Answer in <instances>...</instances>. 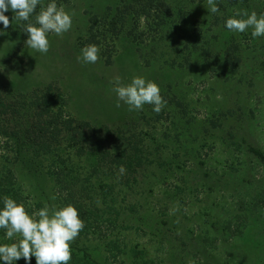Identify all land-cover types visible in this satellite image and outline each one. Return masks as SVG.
<instances>
[{"label": "trees", "instance_id": "trees-1", "mask_svg": "<svg viewBox=\"0 0 264 264\" xmlns=\"http://www.w3.org/2000/svg\"><path fill=\"white\" fill-rule=\"evenodd\" d=\"M49 2L41 0L29 21L4 13L10 26L0 23V35L10 39L0 66L19 55L25 25ZM72 2L77 8L69 12L81 26L73 30L75 45L100 49V75L80 55L50 53L26 55L15 72L12 64L21 62L11 61L12 81L0 74V208L5 196L29 215L45 204L73 205L85 227L69 264H260L264 249L252 243L261 235L257 226L264 228V129L248 141L259 120L233 107L229 91L233 83L252 87L256 78L264 84V36L231 32L225 21L239 10L264 14V0H216V14L207 0ZM84 19L91 23L83 26ZM29 61L33 70L24 66ZM111 74L155 82L166 105L159 114L147 104L142 111L116 107L114 84L105 83ZM187 76L201 81L206 99L183 83ZM225 142L234 147L223 158ZM204 147L213 148L209 160ZM223 193L243 201L259 223L241 222L226 203L214 202ZM18 239L0 229V244Z\"/></svg>", "mask_w": 264, "mask_h": 264}, {"label": "clouds", "instance_id": "clouds-1", "mask_svg": "<svg viewBox=\"0 0 264 264\" xmlns=\"http://www.w3.org/2000/svg\"><path fill=\"white\" fill-rule=\"evenodd\" d=\"M40 4L41 0H0V23L5 29L10 26V20L4 14L10 10L14 13L13 19L29 21ZM207 5L212 14L219 12L216 0H207ZM71 27L72 15L66 12L62 5L58 7L56 0H51L36 14L35 24L30 22L25 25V44L39 53L46 54L50 48L48 34L62 36ZM225 27L235 33H244L251 29L254 38L264 36V14L258 16L255 11L249 13L239 10L225 21ZM99 51L96 45H87L81 49L78 59L95 64L99 59ZM113 83V91L117 96L116 107H120L122 102L128 106L129 111H142L147 104L152 105V110L159 114L166 105L160 95L159 86L144 77L134 76L129 83H124L117 76ZM119 171L123 173L125 170L121 166ZM84 227L80 213L71 204H45L29 215L23 204L5 196L3 207L0 208V229L6 230V238L18 236L19 239L11 244H0V260L4 264H14L23 258L26 264H30L31 258L34 257L35 264H69L72 259L71 244Z\"/></svg>", "mask_w": 264, "mask_h": 264}, {"label": "rangeland", "instance_id": "rangeland-1", "mask_svg": "<svg viewBox=\"0 0 264 264\" xmlns=\"http://www.w3.org/2000/svg\"><path fill=\"white\" fill-rule=\"evenodd\" d=\"M258 1L260 3L262 0H258ZM61 5L63 7H64V5H66V6L69 7L67 9L65 7L64 8H65V11L66 12H68L70 15H72V27H71V29L68 32L64 33L62 36H57L54 33H49L48 34V40H49L50 48H49V51L47 53H50V55L53 56V57H58V56H60V57H68V56H70V57H78L79 55L81 56V50H78L77 47H76V45H75V39L77 38V35L75 34V32L78 30L76 28H81V26L76 27L77 26V22L75 20V17L73 15V12H71V13L69 12L70 8H74L72 10V11H74V10H76L77 7L74 6V2H72V0L67 1V3H61L60 2V6ZM262 7L263 6L261 4H259V8L262 9ZM81 13H82V11H81ZM89 20L90 19H88V20H85L84 19L85 22H81V23H83V26L88 25V23H91ZM78 21H82V20H79L78 19ZM136 26H138V31L143 33V35H142L143 38L146 36V35H144L145 33L148 35L147 25H144L143 22L141 23V21H140V23L138 22V24H136ZM74 29H76V31H73ZM138 31H133V33L138 34ZM83 33H84V31H83ZM0 38H1V35H0ZM68 38H71L70 41L72 42V44L75 47H73L69 43V39ZM1 39H0V43L1 44H4L5 47L4 46L3 47L0 46L1 47L0 51H2L3 48H4L3 53L0 54V59L8 51L7 50L8 45L6 44V42L9 41L10 37L5 36V35H2V38ZM83 39H85V37ZM5 40H6V42H5ZM79 40H80V38H79ZM22 41H23V44L20 47V51L16 50V53L17 54L20 55V53H21V57L19 58L18 57L19 55H17L15 57L11 58L9 63H5L2 66H0V74L1 75L4 74V73H8L9 72L8 73L9 78L6 76L8 81H12V77L14 76V74H11V73L13 71L15 72L16 70L20 69V67H22L23 60H24L23 57H25L26 55H29V56L30 55H35L36 57L42 56V53H39V52L31 49L30 47H28L25 44V42H24V38L22 39ZM140 41H141V44L143 45L146 42H149V38L147 36V38H145L144 40L141 39ZM22 52H23V56H22ZM46 54H44V55H46ZM114 56H116V54H112L111 59H113ZM155 56H157V55H155ZM34 58L35 57L30 56V59H32V60H34ZM261 59L264 60V54L262 55V53H261ZM38 60L41 61V59H37L36 61H38ZM11 61L21 62V65L16 64V63H13L12 64ZM54 61L57 63L56 60H54ZM159 62H160V60H158L157 57L150 59V62L149 63L151 64L150 65V67H152L151 69L157 68L156 66H154L152 64H154V63L158 64ZM34 63H35V61H34ZM34 63H32L31 61H29L28 65L25 64L24 66H28L29 69L33 70ZM11 64L13 65V67H12L13 68V71L10 68L11 67ZM87 64L90 65L91 67H93V69L95 70L96 74H99L100 75V73L98 72V64L99 65H102V60L97 61L96 64H90V63H87ZM137 65H139V67L143 68V67H145L146 63H143V62L140 61V63L137 64ZM68 68H70V66ZM187 73H185V75ZM117 76H119V75L111 74L110 76H108V78H107V80H106L105 83H112V84H114L113 81H114L115 77H117ZM119 77L121 78V80L124 83H129L131 81V79H129V81H128V80H126V78L125 79H122L121 76H119ZM1 78L2 77H0V80H1ZM5 80H6V78H5ZM18 80H19L20 83L23 82L22 75H19ZM2 82L5 83L4 80ZM243 82H245V81L243 80ZM183 83L185 85L186 84H189V86H190L191 89H194V91H196L197 93H199L201 100L206 99L205 98L206 91H205L204 85H202L201 81L192 79L191 76H187V80L186 81H183ZM8 85L9 84H7V87H8ZM234 86H236L237 89H234ZM231 87L233 88V89H231L232 91H229V94H230V96H229V102L231 103V105L233 107H237L238 106L242 110V113L243 114H246V113L248 114V109H250L251 110V113H253L254 116L257 117L256 119L259 120V123L256 124V127L254 129H251V134L250 135H252V136H250L249 134H247V135H249L248 136V141H250L252 139L254 140L256 138L255 136L256 135L259 136L262 133V130L264 129V84H263V79H260V78L257 79L256 78V81L253 80L252 87H247V86H243V85L240 86V84H237V83H233L231 85ZM238 126H236V127H238ZM244 127H245V124H244ZM225 140H226V138H225ZM225 143L226 144H223V147H222V148H224L223 149L224 152H222V154H223L222 157L223 158L225 157L226 153L228 151H230V149L232 147H234L233 144L231 146H227L229 143L228 142H225ZM207 149L208 148H205V147L202 149V156H203V158L205 160H209L208 157L211 156L212 151H213V148L210 151H207ZM218 150H219V148H218ZM210 164L211 163H209V164L207 163V167L205 169H208L209 168L210 171H213L214 169H213V167ZM227 164H229V163H227ZM216 170L218 171V169H216ZM229 196H230V194H227V193L218 194V196H216L214 198V202H217L219 200L222 203L223 206L226 203L228 206H230L232 208V211H233V213H235L236 216H240L239 221L241 220V222H245L246 220H248L249 221V224H251V223L252 224H254V223L258 224L259 223V222L257 223V220H256V222H254V220L251 219L252 218V216H250L251 209L248 208L247 205L243 204V201L237 202L238 199H237V201H236V199L234 201H232V200H230V197ZM248 211H250V212H248ZM255 215L256 214H254V216ZM257 227L258 228H256L255 233L257 235H258V233H260L261 235H259L260 237H258L259 238L258 241H256L257 239L255 238L254 239V242L253 243L251 242V243L252 244H256L257 243L256 245L258 247L259 246H262V248L264 249V231H263L264 228L261 229V226H257ZM143 240L144 239H141L140 241H143ZM155 255H158V251L155 252ZM157 258H159V257H157ZM247 261H248L249 264H253L252 261H250V262H249V260H247ZM248 263H246V264H248ZM260 264H264V261L260 262Z\"/></svg>", "mask_w": 264, "mask_h": 264}]
</instances>
